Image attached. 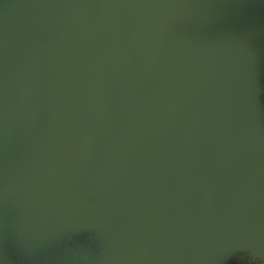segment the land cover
I'll return each instance as SVG.
<instances>
[{
    "label": "water",
    "instance_id": "1",
    "mask_svg": "<svg viewBox=\"0 0 264 264\" xmlns=\"http://www.w3.org/2000/svg\"><path fill=\"white\" fill-rule=\"evenodd\" d=\"M0 264H264V0H0Z\"/></svg>",
    "mask_w": 264,
    "mask_h": 264
}]
</instances>
